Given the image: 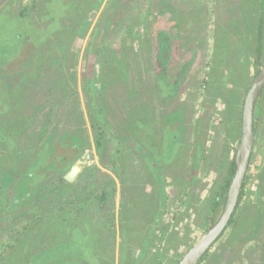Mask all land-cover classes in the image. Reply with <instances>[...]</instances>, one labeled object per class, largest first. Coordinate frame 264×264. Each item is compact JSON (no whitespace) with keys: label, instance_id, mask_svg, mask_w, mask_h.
Here are the masks:
<instances>
[{"label":"rangeland","instance_id":"rangeland-1","mask_svg":"<svg viewBox=\"0 0 264 264\" xmlns=\"http://www.w3.org/2000/svg\"><path fill=\"white\" fill-rule=\"evenodd\" d=\"M65 1H56L54 14L57 19L64 17L68 21L70 7ZM87 3L85 15L77 17V21L82 18L84 22L71 34L63 32L61 36L62 22L46 21L48 17L45 20L40 15L38 23L48 24L47 33L39 26L34 37L23 45L12 41L13 33L18 29L30 32L33 27L16 19L7 23L5 40L13 47L0 55V120H15L14 127L17 119L27 122L22 135L7 137V144L0 139V170L4 172L0 177V234L18 218L28 217L33 225L38 221L37 213L41 210L36 209L34 202L39 201L41 193L34 194L22 209L11 207L10 202L20 191L33 188L32 192H37L28 175L24 183L23 171L33 165L40 152H48L42 146L50 141L54 153H49L51 157L47 160L52 163L42 170L49 172L51 178H61L56 172L61 169L58 158L63 149L70 160L84 161L81 170L87 164L99 165L102 175L110 176L115 183L109 210L106 207L101 211L95 205L90 207L95 214L87 219L86 215L77 221L70 217V226L74 223L75 228L90 231L81 237L82 241L83 237L88 238L84 246L74 244L65 251L69 263L156 264L159 260L161 264H174L223 212L224 199L214 209L209 196L229 176V163L236 158L241 138L244 100L264 64V0H87ZM20 5V2L7 4L3 14H16ZM160 30L167 31L173 49L167 54V77L159 74L163 69V61L158 58ZM49 37L54 43L62 38L63 44L57 46L59 51L49 65L41 67L40 73V66L34 71L38 77L34 85H22L23 89L10 94L8 104L3 88L6 85L15 88L22 67L29 60L33 64L32 56L37 54L38 58L39 50L44 55V43ZM259 45L261 53L257 51ZM62 54L67 60L60 67ZM105 61L110 66L104 72ZM189 61L191 67L184 71ZM102 75L108 77L110 88L96 101L90 88L97 86L89 80L101 79ZM181 77L185 80L178 86ZM76 97L87 129V144L74 133L78 119L73 112L70 115V108L65 105L72 104ZM143 104L150 106L151 117ZM100 108L105 122L96 119ZM135 110L139 113L133 115ZM135 117L153 120L145 125L146 130L137 123L141 130L136 140L140 145L146 142L152 156L145 159L130 146L121 149L116 138L106 144L103 154L108 165L113 166H102L94 123L98 127L112 124L122 134H131L136 139ZM254 123L255 142L237 223L234 231L230 227L226 230L224 241L220 239L212 246L208 264H264V89L255 104ZM180 125L181 130L185 128L184 139L171 151L165 150V145L171 142L165 134ZM107 131L111 136V131ZM116 147L122 153H116ZM82 148H87L86 156L81 155ZM118 159L124 161L121 166L113 163ZM153 162L160 164L161 182L146 173ZM163 173L167 175L163 177ZM175 174L189 183L183 194L173 184L172 178L178 177ZM107 176L87 180L86 190L100 193L103 187L108 189ZM125 181L127 195L123 198ZM163 189L168 193L166 204L160 198ZM108 217L114 219L108 223ZM213 217L215 221L211 223ZM125 223L130 226L126 249L132 257H138L145 246L158 251V259L140 263L122 260L119 244L121 226ZM155 223V232L149 240ZM109 227L113 230V245L105 243L109 238L104 232ZM46 243L49 244L47 239H41L35 252Z\"/></svg>","mask_w":264,"mask_h":264},{"label":"trees","instance_id":"trees-1","mask_svg":"<svg viewBox=\"0 0 264 264\" xmlns=\"http://www.w3.org/2000/svg\"><path fill=\"white\" fill-rule=\"evenodd\" d=\"M57 0H0V6H2V9L0 11V55L2 56V53L7 51L8 49L12 48L13 46L8 45L10 42L5 40V34L7 30V23L14 22V20H18L19 22L23 23L24 26L26 24H29L33 27V29L30 32H21L19 29L16 30L13 33V40L15 42H19L21 44H25L31 40V38L34 37V33L38 32L39 26L40 28L44 27V31L47 33L48 24L46 26L41 25L38 23V18L40 15H42L41 18L48 17V20L50 21H61L62 22V29H61V36H63V32L66 34H71V32L77 31L80 24L83 23V19L77 21V17L81 16L83 17L86 13V10H88L87 6V0H70L65 1L67 5L70 7V19L68 21H65L64 17H61L59 19L56 18L54 14V9L57 8L58 2ZM81 1V2H80ZM21 3L19 6L17 13H7L3 14L5 7L7 4H16ZM42 4V7L39 9V5ZM55 7V8H54ZM84 11V12H81ZM80 12V13H79ZM84 15L82 16V14ZM77 14V16L75 15ZM76 16V17H74ZM15 20V21H16ZM83 21V22H82ZM82 25V24H81ZM260 27V26H259ZM22 28V27H21ZM261 30V27H260ZM159 52H158V58L159 60L163 61V69L160 71V76L167 77L166 68L168 66L167 60H169V54L171 52V44L168 43L169 37L168 33L165 30H160L159 34ZM262 33L260 31L258 39H262ZM12 38V36H11ZM11 40V39H10ZM49 46H48V44ZM171 43V41H170ZM45 50L44 55L41 50H39L38 58L37 54H34L32 56L33 64L29 60L27 62L26 67H22L21 72L18 77V83L16 84L15 88H11L12 85H6L5 88H3V91L6 96V102L9 104L10 102V94L13 96L15 93L20 91V89H23L21 87L22 85H34V83L38 80V77H36V73L34 72L38 66H40L38 73H40L41 67H45L49 65L50 59L53 58L55 52L59 51L57 46H60L63 44L62 38H59L57 43H54L49 37L45 41ZM54 48V50H53ZM261 46L259 45L257 48V51L261 53ZM24 51H26L25 47L23 46ZM167 58V59H165ZM67 58L65 57V54H62L59 61V66L61 67L62 64L65 63ZM3 61V60H2ZM25 59L23 60V62ZM36 63V65H35ZM190 63L191 61L185 63V66L183 67L184 71H187L190 69ZM26 64V61H25ZM107 61L103 63V69L104 72L107 71L108 66ZM59 67V68H60ZM38 76V75H37ZM183 80L185 78L181 77L178 80L177 85H181ZM89 81L94 80L91 79ZM101 88H97L93 85L90 88V93L92 94L93 98L96 101H99V97L104 95V93L107 92V90L110 88V81L108 80V77H105V75H102L100 80ZM177 86V89H178ZM176 89V92H177ZM98 91V92H96ZM11 97V96H10ZM20 101V99H19ZM66 106H69L70 108V115L71 112L74 113V116H77L78 122L75 129H73L74 133H78L81 136L82 142L84 141L85 144H87L86 140L88 138L87 129L84 124L83 115L80 108V102L79 98H73L72 104L69 102H66ZM144 108L147 113L151 117V114L149 112V107L147 104H143ZM99 108V107H98ZM100 111L96 114V119L100 120L102 122L104 121V113L103 110L100 108ZM138 110H135L132 114L136 115ZM243 116V113H242ZM133 120L134 122V131L133 134L136 137V139L132 138L130 135L122 134L119 129H116L113 127L112 124H108L107 127L105 126H99L94 123V128L97 129V137H96V146L98 148V154L100 157V163L102 166H113V164L108 163L105 161L104 158V151L106 150V144L109 143L111 140H116L118 138V142H120L121 149L130 146V148H135L138 152H141V156H143L145 159H148L152 156L153 151H149L147 149V146H149L146 142L143 143V145L139 144L137 141L138 133L141 129H145V125L148 123H151L152 119H147V117H144L141 120L136 119V117ZM19 122L17 123V127H14V121L15 120H0V139L4 141L6 144L8 143L7 137H17L19 135L23 134L24 126H25V120L24 119H17ZM152 120V121H151ZM139 126H143V128H139ZM141 124V125H140ZM255 126V123H254ZM109 129L111 131V136H108ZM146 130V129H145ZM241 130H242V124H241ZM56 131L55 135L52 137H56ZM185 132V128L181 130V125L179 127H174L172 132H167L165 135L167 138L171 140L169 144H166L164 149L167 151H171L172 148L175 146V144H179L183 139V133ZM132 134V135H133ZM242 134V132H241ZM65 135H62L64 137ZM137 140V141H136ZM41 143V142H40ZM50 141L46 142L42 147L43 149L47 150L48 152H40L38 156L35 157V161L33 165H29L26 169V171H23V177H24V183L26 182V178L28 175V179H30L33 182L32 187L38 188L37 192L34 193L33 188H31L28 191H20L16 194H14L11 197V207H21V209L24 207L26 203L29 202V200L32 198L34 194L41 193L39 201L36 203L34 202V206L37 210H41V212H38L39 219L35 222V224H31L28 217H21L15 220V223L12 225L11 228H3V233L0 234V264H72L68 261V255L65 254V251L68 250L72 245H79L84 246L87 242V239L83 237V241L81 237L83 235L89 234L90 231L89 228H87V232L82 231L81 229L75 228V224L73 223L71 226L68 224L70 217L73 218V220H80L85 215V218L87 219V216H93L94 210L90 209L93 206L97 205L96 207L99 208L101 211L104 210L106 207L108 209L110 202V196H112V200L115 193V183L113 182V179L110 176H103V170L101 166L97 165H90L87 164L84 169L80 170V173L76 175V177L73 180H68L66 178V175L71 171L72 167L76 164L78 160L76 159H69L70 155L67 153V151L62 149L61 155L58 158V167H61V169L56 172L57 174L61 175V178L59 179H53L51 176H48V173H44L42 170V167L48 166V164L52 163V161H48L47 158L50 156V154H53L54 151H51L50 148H52V144L50 145ZM50 145V146H49ZM183 145H187V143H183ZM90 144L88 145V147ZM154 146V145H153ZM146 148V149H144ZM183 148V146L181 147ZM66 149V148H65ZM115 148L116 153H122V150ZM201 149V148H200ZM87 148H82V151L80 152L81 155L88 154L86 151ZM51 151V152H50ZM166 151V152H167ZM116 153H111V156L116 157ZM176 154V158H177ZM51 157V156H50ZM5 160V157L2 158ZM16 160V158H14ZM184 161L183 163H185ZM199 162V161H198ZM116 165L121 166L124 161H120V159L116 160ZM159 162H153L149 166L151 168L147 169V174H152L158 177V172L160 171V164ZM129 165V163H127ZM58 167H55L56 169ZM236 169V162L235 160H232L229 163L228 168V174L227 176L216 188V190L213 191V193L209 196V203L213 206L214 209H216L220 202L224 199V206L226 203V197L228 195L229 186L231 183V180L233 178L234 172ZM161 172V171H160ZM173 174V173H171ZM167 175V173H163V177ZM176 175V174H175ZM4 176V172L0 170V177ZM110 177V181L108 183V189L107 187H103L101 192L97 193H89L86 189L87 184L85 183L89 179L99 180L104 179L105 177ZM178 177L172 178L174 186L180 189V192L183 194L184 189L188 188V181L179 175H176ZM102 177V178H101ZM166 178V177H165ZM157 181L161 182V179L158 177L156 178ZM247 176L246 181L244 183V187L242 189L239 203H241L245 187L247 183ZM58 180L59 182H56ZM127 182L125 181L122 191V197L125 198L127 195V190L125 191V187ZM2 189V187H1ZM23 190V189H22ZM2 192V190H1ZM160 198L163 201L162 204L167 203V191L163 189L160 190ZM44 194V195H43ZM5 196V194H4ZM99 197V198H98ZM165 200V201H164ZM8 201V199L6 200ZM113 203V202H112ZM237 208L235 209L226 229L222 232V234L216 239V241L213 243H217L220 239L223 240V236L226 232V230L230 227L234 231V227L237 223V210L239 208V204ZM114 204V203H113ZM112 204V209H110L111 214L114 213V207ZM109 210V209H108ZM124 209H122V212ZM114 217H108V220L110 223ZM215 217L211 220V223L214 220ZM74 230H73V229ZM130 229V226L128 223H125L121 226V242L119 244V247L121 248V258L124 259L125 262H138L144 261L149 258H154L155 260L158 259V251L155 252V250L150 251L146 249L144 246L138 255V257H132V253L126 249V244H128V241L126 240L129 238L128 236V230ZM156 229V223L153 224L150 233H149V240L152 239L153 234ZM73 230V231H72ZM72 231V233H71ZM79 231V232H78ZM108 231V232H107ZM105 231L104 233H107L108 240L105 241V243H111L112 245L115 242V239H113V230L109 227V229ZM71 233V234H70ZM70 237L68 238V236ZM106 235V234H105ZM110 236V237H109ZM68 238V239H67ZM41 239H47L49 242L43 245V248L35 252V246H39V241ZM67 239V240H66ZM102 243H104V240H101ZM148 242V241H145ZM212 245V246H213ZM212 246L209 248V250L206 251L202 259L200 260L199 264H208V260L210 259V250ZM31 257V258H30ZM30 258V259H29ZM54 261V263H52ZM179 261V260H178ZM178 261H175L174 264H178ZM156 264H161L159 260L156 261Z\"/></svg>","mask_w":264,"mask_h":264},{"label":"water","instance_id":"water-1","mask_svg":"<svg viewBox=\"0 0 264 264\" xmlns=\"http://www.w3.org/2000/svg\"><path fill=\"white\" fill-rule=\"evenodd\" d=\"M264 89V64L256 74L249 90L247 91L242 117V134L236 153V169L231 180L226 203L217 222L205 232L182 256L178 264H199L207 250L226 229L235 209L238 206L240 195L246 181L251 154L255 142L254 109L255 104ZM86 156V155H85ZM84 156V157H85ZM84 161H78L66 175L68 180H73Z\"/></svg>","mask_w":264,"mask_h":264},{"label":"flooded vegetation","instance_id":"flooded-vegetation-1","mask_svg":"<svg viewBox=\"0 0 264 264\" xmlns=\"http://www.w3.org/2000/svg\"><path fill=\"white\" fill-rule=\"evenodd\" d=\"M172 47V46H171ZM171 51H173V49L171 48ZM94 80V83H95V85L97 86V88H101V85H100V80L101 79H99V78H97V79H93ZM242 132V131H241ZM80 172V171H79ZM191 247V246H190ZM183 256V255H182ZM182 258V257H181ZM180 258V259H181ZM180 259H179V261H180ZM179 261H178V263H179Z\"/></svg>","mask_w":264,"mask_h":264}]
</instances>
